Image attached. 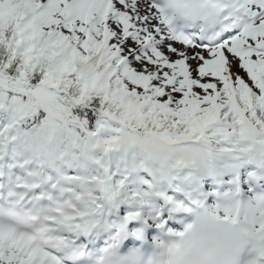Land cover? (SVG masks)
<instances>
[{"label": "snow or ice", "instance_id": "6c2138e0", "mask_svg": "<svg viewBox=\"0 0 264 264\" xmlns=\"http://www.w3.org/2000/svg\"><path fill=\"white\" fill-rule=\"evenodd\" d=\"M0 264H264V0H0Z\"/></svg>", "mask_w": 264, "mask_h": 264}]
</instances>
